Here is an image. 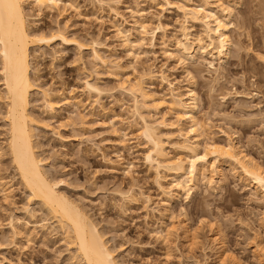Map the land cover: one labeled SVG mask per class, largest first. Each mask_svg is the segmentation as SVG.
Listing matches in <instances>:
<instances>
[{
    "label": "rangeland",
    "instance_id": "rangeland-1",
    "mask_svg": "<svg viewBox=\"0 0 264 264\" xmlns=\"http://www.w3.org/2000/svg\"><path fill=\"white\" fill-rule=\"evenodd\" d=\"M229 1L234 45L222 65L199 52L185 64L166 53L168 45L181 37L185 17L178 5L184 0H63L59 9L43 11L32 3L26 6L34 31L50 37L62 29L69 39L87 47L61 40L31 47L30 73L39 86L30 95L29 111L37 121L33 139L43 170L58 181L62 194L97 222L120 264H223L222 250L215 245L216 229L228 254L232 252L243 264H260L258 253L264 257L257 247L264 250V199L256 194L253 181L226 163L213 179L210 171L199 173L188 198L185 192L168 197L166 192L172 196V190L176 191L174 174L156 170L145 159L150 143L141 134L135 109L141 98L137 103L120 84L127 76L134 80L150 70L154 78L144 79L145 86L158 96L168 97L174 88L185 97L187 87L194 84L196 116L204 131L201 143L210 137L225 143L227 134L237 150L264 168V0ZM138 11L155 30L144 40L136 34ZM116 20L139 40L133 53L118 37ZM159 23L163 29L155 28ZM188 26L196 33L203 31L199 23L188 22ZM93 48L107 60L106 66L93 58ZM161 73L172 86L162 80ZM1 78L0 74V82ZM86 80L101 93H90ZM40 88L51 89L55 95L64 93L66 100L59 102L54 115L46 110ZM3 92L0 84L1 96ZM75 100L81 104L75 105ZM139 108L150 120L165 119L168 127L158 129L166 151L171 157L186 158L179 146L189 121L178 120L168 108L161 113ZM5 111L0 97V264H84L75 248L68 246L56 219L39 201H29V191L6 146ZM4 182L11 189L9 196ZM176 217L190 226L191 241L181 230L164 239L163 229L173 220L178 223ZM13 225L29 233V239L24 233L15 235Z\"/></svg>",
    "mask_w": 264,
    "mask_h": 264
},
{
    "label": "bare ground",
    "instance_id": "bare-ground-1",
    "mask_svg": "<svg viewBox=\"0 0 264 264\" xmlns=\"http://www.w3.org/2000/svg\"><path fill=\"white\" fill-rule=\"evenodd\" d=\"M62 1L0 0V74L2 77L0 84L4 86L3 95H0V97L6 106L5 119L9 134L6 146H8L9 154L21 182L29 191V201H39L56 219L59 227L64 231L68 246L75 248L76 256L80 257L84 264H120L116 259L115 250L108 245V241L99 230L97 222L91 218V215H88L83 207L62 194L58 187V181L50 178L43 170L44 162L38 154V145L33 139V128L37 121L29 111L30 95L34 89H39V86L36 85L30 73L31 47L36 44L48 45L53 40H61L63 43L73 42L81 49L87 47L76 39H69L62 29H59L50 37L34 31V26L28 21L26 6L32 3L40 11L53 10V8L59 9L60 4L63 3ZM215 3V5H212L209 0H201L198 3L193 0H184L178 5L185 21L181 25V37L175 38V43L170 46L173 49L168 45L166 53L176 56L183 64L187 63L188 60H193L197 52L210 55L214 60H218L220 65L228 60L234 45L232 36L229 34L232 24L229 20L232 15L230 5H228L230 1L215 0ZM66 4L72 5L71 2H64V5ZM114 4L117 5L118 1H114ZM114 12L117 16L118 12L116 10ZM138 12L140 13V11ZM139 13L135 12L138 16L141 15L140 20L136 21L138 23H135L139 27L136 34L144 40L149 34L153 36L155 30H150L151 27H149L146 17L143 16L144 13ZM188 22L192 24L199 23L203 31L194 32L191 26H188ZM113 26L116 27V33L123 44L130 53H133L132 50L137 47L139 40L137 42L131 31L117 20ZM155 28L163 29V26L159 23ZM92 43L94 45L98 44L96 41ZM93 53V58L99 63L104 66L108 64L107 60L101 57L94 48ZM209 64L215 67L214 61H209ZM160 76L164 82L172 86V83L168 81L163 73ZM153 78L154 72L150 70L134 80L127 76L120 84L123 89L135 96L137 103V98H141V103L136 104L135 109L140 117L141 134L150 143V148L145 153V159L156 170L164 168L174 174L173 188L176 191L172 190V196H170L171 191L166 192V195L168 197H179L182 192H185L186 198H188L196 185L194 180L198 179L199 173L202 174L201 172H203L205 174L204 172H206L207 174L210 171V175H212L210 177L213 179V176L227 163L232 170L239 169L245 180L253 181V189L257 192L256 194L261 195L264 199V168L257 161L243 153L242 150H237L229 135L225 134L227 138L225 143H220L213 137L207 138L208 140L203 144L201 143V136L204 131L196 116L198 95L192 86L194 84L187 87L185 97L174 88H172L170 96H158L156 93L147 91L145 86L144 79L152 80ZM85 87L90 93H101L100 88L90 80L85 81ZM40 91L46 110L49 114L54 115L59 107V102L66 100L64 93L61 92L55 95L51 89L43 88ZM74 104L80 105L81 101L75 100ZM139 107L155 113H161L160 111L163 108H168L175 112L178 120L186 119L189 121L186 132L181 133L185 139L179 146L186 152V158L169 156L164 145L163 135L158 129L160 125L168 127L169 124L166 123L164 118L160 121L150 120L139 112ZM1 149L2 146L0 145V152ZM7 184V182H4L3 190L9 196L11 189ZM129 200H133V197L129 196ZM172 218L175 219V217ZM175 220H173L171 226L165 230L163 229L162 232L165 231L166 234L163 233L165 235L164 239L168 238L173 231L179 232L181 230L183 235L190 240V226L188 227L182 219H179L178 223H175ZM159 227L161 230L163 224L162 227ZM164 227L166 226L164 225ZM13 230L15 235L23 236L25 234V232H22L23 229H17L14 225ZM216 230L214 231V240H216L215 245H218L220 251L222 250L221 263L224 264L229 260L231 264H243L232 252H230V255L228 254L229 252L224 248L223 239L219 240L218 238L220 232H216ZM27 234L29 233L25 234L26 237ZM157 235L159 234L157 233ZM257 247L260 248V251H263L262 255L264 253L262 246ZM257 247L255 250L258 249ZM259 254V262L264 264V257L261 258Z\"/></svg>",
    "mask_w": 264,
    "mask_h": 264
}]
</instances>
